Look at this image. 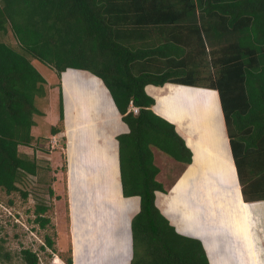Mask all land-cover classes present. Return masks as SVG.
Listing matches in <instances>:
<instances>
[{"label": "trees", "instance_id": "obj_1", "mask_svg": "<svg viewBox=\"0 0 264 264\" xmlns=\"http://www.w3.org/2000/svg\"><path fill=\"white\" fill-rule=\"evenodd\" d=\"M8 29L16 46L0 36V188L26 198L18 183L38 172L36 158L19 150L34 139L35 98L46 92L34 61L59 79L69 68L89 71L128 127L116 139L122 195L139 197L129 264H211L201 241L179 233L156 206V191L166 190L153 149L183 165L193 154L175 125L153 111L145 86L216 90L243 200H264V0H0V32ZM46 210L35 209L41 227ZM45 242L53 248L50 236ZM21 257L39 261L30 248Z\"/></svg>", "mask_w": 264, "mask_h": 264}, {"label": "crops", "instance_id": "obj_2", "mask_svg": "<svg viewBox=\"0 0 264 264\" xmlns=\"http://www.w3.org/2000/svg\"><path fill=\"white\" fill-rule=\"evenodd\" d=\"M80 74L69 68L61 75L68 174L70 179L76 176L79 185L82 181L84 188L98 198L94 203L103 207L104 220L123 227L118 240L112 241L110 247L108 242L105 253L109 257L117 256L116 264H129L132 257L130 221L139 210V197L122 195L116 139L128 127L99 78L94 79L104 88L106 96L84 97L82 92L78 94L67 87ZM197 88L204 92L200 94ZM145 90L155 99L153 111L175 125L193 154L191 163L185 165L168 192L156 191V206L179 233L201 241L211 264H264V201L243 200L217 91L174 83L148 84ZM210 99L215 104L211 105ZM214 112L219 116L217 120L212 119ZM211 160L214 161L212 168L208 166ZM186 169L194 171L188 174ZM74 186L77 185L71 184L70 190ZM71 211L74 224L76 211L73 208ZM71 234L74 264H84L83 253L88 250L83 245L84 234L75 236L74 225ZM77 240L83 245H79L78 252ZM95 242L98 243L97 238L92 241ZM227 254L236 255L238 260L228 263Z\"/></svg>", "mask_w": 264, "mask_h": 264}, {"label": "rangeland", "instance_id": "obj_3", "mask_svg": "<svg viewBox=\"0 0 264 264\" xmlns=\"http://www.w3.org/2000/svg\"><path fill=\"white\" fill-rule=\"evenodd\" d=\"M0 33L4 40L16 46V39L11 30L8 29L6 33ZM34 63L46 78L44 84L46 92L44 96L35 98V105L40 113L34 115L35 124L31 129L34 139L30 146L21 145L19 150L30 157L36 158L38 172L36 175H27L18 183L20 189L28 193L26 198L19 191L7 194L0 188V252L3 256L0 258V264H25L21 257V250L24 248H30L32 251L37 252L39 256L38 264H55L54 258H58L57 264H67L66 258L68 256H71L72 264H74L71 234L73 225L75 236L82 232L84 234L83 245L85 248L88 247V250H84L83 253L84 264H116L117 256L109 257V255H106L105 250L111 246L112 241L118 240L123 227H115L116 225L114 226L113 223L104 220L106 215L103 207L99 208L94 203L98 198L92 195L93 192L84 188L82 181L81 185L83 187L79 185L80 182H78L76 176H74V179H70L66 159L67 137L64 134L65 125L64 121L59 120L58 110L59 82L61 79L50 67L38 65L36 61ZM74 70L80 71L81 74L75 80L71 79L67 83L68 88H71L73 92L78 91V94L82 92L84 97L105 95L104 85L101 83L102 87L94 79H98L97 76L86 70ZM208 97L210 98V96ZM209 103L211 105L215 104L212 99L209 100ZM212 119L217 120V116L214 115ZM52 125L61 126L62 130L52 134L50 130ZM153 151L155 164L159 168L156 178L163 184L166 190L165 193H167L185 165L172 159L157 148H154ZM213 163L214 161L211 160L208 166ZM69 181L70 186L71 184L77 186L70 190ZM50 189H52V193ZM233 197L235 198L234 195ZM42 205L48 206L44 216L49 218V222L45 227H41L35 221V209L37 206ZM71 208L76 211L74 224L73 218H71ZM93 219L95 221H92ZM46 236H50L54 242L53 248L46 244ZM96 238L98 243L93 244L92 241ZM79 245L83 246L82 242L78 243L77 240V252L80 249ZM224 247L226 249V246ZM141 250L142 244L139 243L136 246V251L141 252ZM225 257L228 259V263L230 260H238L236 255L229 256L227 254Z\"/></svg>", "mask_w": 264, "mask_h": 264}, {"label": "bare ground", "instance_id": "obj_4", "mask_svg": "<svg viewBox=\"0 0 264 264\" xmlns=\"http://www.w3.org/2000/svg\"><path fill=\"white\" fill-rule=\"evenodd\" d=\"M171 84H172V83H171ZM152 88H153V87H152ZM158 88H159V87H158ZM189 89H190V88H189ZM195 89H196V87H195ZM197 89H199V88H197ZM201 90H202V89H199V90H198L199 93H200ZM150 91H153V90H150ZM160 91H162V90H159V92H160ZM172 91H173V90H172ZM155 92H156V93L158 92L157 89H156ZM155 92H154V93H155ZM174 92H175V91H173V93H174ZM177 92H179V91H177ZM201 92H204V91H201ZM215 92H216V91H215ZM195 93H197V92H195ZM199 93H198V94H199ZM184 94H185V93H184ZM200 94H201V93H200ZM207 94H208L207 92L204 93V95H205V100H206V95H207ZM158 95H159V94L157 93L156 97H157ZM204 95H203V96H204ZM173 96H174V94H173ZM173 96H172V97H173ZM177 96H178V95H177ZM184 96H185V95H184ZM196 96H197V94H196ZM186 97H187V96H186ZM177 98H178V97H177ZM187 98H188V97H187ZM167 99H169V98L167 97ZM171 99H172V98H171ZM172 100H173V99H172ZM172 100H171V101H172ZM175 100H176V99H175ZM173 102H174V101H173ZM178 103H179V102H178ZM175 104H177V102H176ZM180 107H181V105H180ZM216 107H217V105H216ZM218 107H219V106H218ZM218 107H217V108H218ZM158 108H159V107H158ZM161 109H163V108H161ZM161 109H160V110H161ZM218 109H219V108H218ZM160 112H162V111H160ZM160 112H159V113H160ZM215 112H216V109H215ZM215 112H214V115H215ZM209 115H210V114H209ZM212 115H213V114H212ZM215 116H216V115H215ZM218 117H219V116H218ZM218 117H217V118H218ZM205 118H206V117H205ZM212 121H214V120H212ZM217 122H218V121H217ZM192 123H194V122H192ZM204 123H205V121H204ZM218 123H219V122H218ZM88 124H90V123H88ZM219 124H220V123H219ZM212 125H213V124H212ZM207 127H208V126H207ZM210 127H211V126H210ZM212 127H213V126H212ZM212 127H211V128H212ZM212 129H213V128H212ZM210 132H211V131H209V133H210ZM215 132H216V131H215ZM211 133H212V132H211ZM213 133H214V132H213ZM217 134H219V133H217ZM220 135H222V134H220ZM222 136H223V135H222ZM216 137H219V136H216ZM220 137H221V136H220ZM217 140H218V139H217ZM189 141H190V140H189ZM221 142H222V141H221ZM190 145H191V144H190ZM214 146H216V145H214ZM110 148H111V147H110ZM207 157H208V156H207ZM207 157H206V158H207ZM210 158H211V157H209V160H210ZM223 158H224V157H223ZM209 160H208V161H209ZM229 161H230V160H229ZM206 163H207V161H206ZM206 163H205V164H206ZM210 163H211V162H210ZM206 165H207V164H206ZM211 166H212V164H211ZM196 168H197V167H196ZM188 169H190V167H188ZM192 169H193V167H192ZM206 169H207V168H206ZM206 169H205V170H206ZM186 170H187V169H186ZM207 170H209V169H207ZM187 171H188V170H187ZM193 171H194V170H193ZM193 171H191V172H193ZM166 172H167V171H166ZM188 172H189V171H188ZM191 172H189L188 174H190ZM196 172H197V170H196ZM198 174H199V172H198ZM165 176H166V175H165ZM57 261H58V259H57Z\"/></svg>", "mask_w": 264, "mask_h": 264}, {"label": "built area", "instance_id": "obj_5", "mask_svg": "<svg viewBox=\"0 0 264 264\" xmlns=\"http://www.w3.org/2000/svg\"><path fill=\"white\" fill-rule=\"evenodd\" d=\"M131 108L133 109V111H134V112H136V111H137V107H135V106H131ZM53 261H54V263H55V264H57V263H58V262H57V258H56V259L54 258V260H53Z\"/></svg>", "mask_w": 264, "mask_h": 264}, {"label": "clouds", "instance_id": "obj_6", "mask_svg": "<svg viewBox=\"0 0 264 264\" xmlns=\"http://www.w3.org/2000/svg\"><path fill=\"white\" fill-rule=\"evenodd\" d=\"M56 259V258H55ZM58 259V258H57Z\"/></svg>", "mask_w": 264, "mask_h": 264}]
</instances>
